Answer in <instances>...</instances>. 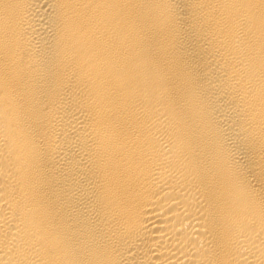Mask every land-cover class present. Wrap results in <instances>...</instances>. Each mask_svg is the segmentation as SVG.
I'll return each mask as SVG.
<instances>
[{
  "label": "bare ground",
  "instance_id": "1",
  "mask_svg": "<svg viewBox=\"0 0 264 264\" xmlns=\"http://www.w3.org/2000/svg\"><path fill=\"white\" fill-rule=\"evenodd\" d=\"M0 264H264V0H0Z\"/></svg>",
  "mask_w": 264,
  "mask_h": 264
}]
</instances>
